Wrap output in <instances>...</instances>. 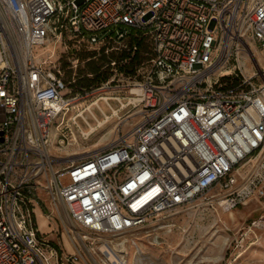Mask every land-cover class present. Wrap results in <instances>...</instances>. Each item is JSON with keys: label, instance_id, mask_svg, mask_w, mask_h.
<instances>
[{"label": "built area", "instance_id": "2783aa9c", "mask_svg": "<svg viewBox=\"0 0 264 264\" xmlns=\"http://www.w3.org/2000/svg\"><path fill=\"white\" fill-rule=\"evenodd\" d=\"M133 35L151 41L145 69L126 76L127 58L113 59L114 73L90 92L128 89L140 114L132 136L79 159L51 155V127L75 77L52 60L54 48H33L119 56ZM257 53L264 56V0H0V264H77L84 241L69 224L105 245L104 262L117 244L108 237L168 220L196 200L229 211L264 198ZM36 207L65 227L71 253L38 229Z\"/></svg>", "mask_w": 264, "mask_h": 264}, {"label": "rangeland", "instance_id": "374dc122", "mask_svg": "<svg viewBox=\"0 0 264 264\" xmlns=\"http://www.w3.org/2000/svg\"><path fill=\"white\" fill-rule=\"evenodd\" d=\"M51 48L55 49L52 60L65 70L66 75L75 77L77 88L84 89L83 86L90 85L92 89L83 92L77 88L72 90L68 98L70 103L51 127L49 153L61 156L65 161L79 159L120 138H130L140 114L139 106L128 104V89L122 86L118 89H100L90 93L100 87L95 86L99 82H93L97 76L106 75L108 79L114 73V66L110 65V61L116 59L115 53L103 54L83 47L79 50L71 48L67 52L63 46H54L51 43L45 53ZM33 51L39 52L40 47H34ZM63 51L67 54H63ZM257 58L260 65L264 66L263 54L257 53ZM72 63L76 66L70 69ZM244 63L246 72L252 74L255 68L251 61L246 58ZM145 67L146 63L139 64L136 69L142 71ZM117 71L119 72L118 69ZM121 73L124 74L123 71ZM118 79L124 86L128 81L122 76ZM101 97H119L125 107L121 108L117 100H108L113 112L115 111L113 113ZM95 101L106 116L99 107L91 105ZM88 106H91L93 114L84 111L85 118L75 117ZM99 121L102 125H99ZM90 126L95 128L91 131ZM60 137H63L64 141L59 145ZM60 146H63V150ZM72 153L76 155H68ZM62 181L67 182V177H63ZM40 214L37 210L35 219L38 229L47 233L46 239L61 248L63 254L67 250L72 252L65 227L60 223L46 224L49 220L41 214L44 217L42 218ZM252 221H259V225L252 226ZM66 228H71L73 233L84 241L81 243L83 257L78 259L77 264L104 263L98 250L101 242L95 240L88 231L72 227L70 224ZM155 236L158 243L153 242ZM108 238L113 243L124 242V264H193L199 261H213L215 264H264V202L248 200L243 205L224 211L217 202L199 199L192 202L185 211L173 215L168 220L150 221L140 228ZM89 242L93 244L89 245ZM42 250L47 255L48 248L44 247ZM48 264H55L54 258H50Z\"/></svg>", "mask_w": 264, "mask_h": 264}, {"label": "trees", "instance_id": "16d2710c", "mask_svg": "<svg viewBox=\"0 0 264 264\" xmlns=\"http://www.w3.org/2000/svg\"><path fill=\"white\" fill-rule=\"evenodd\" d=\"M126 49H123V51L120 53L119 56H116V58H127V60L122 63L121 68L122 71L124 72V75L126 76H133L136 72L137 65H143L145 64L151 57V41L147 37H138V36H129L126 40ZM93 72H95L94 69H92ZM94 80V79H92ZM107 80V76H97L95 78V81L93 82H99L98 85L95 84V86H101L103 82ZM73 88L76 89L77 86L75 85V82L73 84ZM85 87L84 89H81L78 87L77 89L81 90L82 92L85 90H91L92 87L90 85L88 87ZM51 245L56 247L58 249V246L53 243L52 241L50 242Z\"/></svg>", "mask_w": 264, "mask_h": 264}, {"label": "bare ground", "instance_id": "6f19581e", "mask_svg": "<svg viewBox=\"0 0 264 264\" xmlns=\"http://www.w3.org/2000/svg\"><path fill=\"white\" fill-rule=\"evenodd\" d=\"M48 48V45L46 46V47H44V48H41L40 49V51H45L46 49ZM50 51H53V48H51V50ZM100 99H103V100H109V99H119V98H113V97H101ZM97 104L98 105V103L95 101V102H93V104ZM98 107H99V105H98ZM100 108V107H99ZM100 110H101V112L105 115V112L100 108ZM84 111H88L90 114H93L92 113V110H91V106H88L87 108H85V110H83V111H80L75 117H79V116H81V117H83V118H85L84 117ZM115 112V111H114ZM113 112V113H114ZM117 112V111H116ZM106 116V115H105ZM95 117V116H94ZM85 120V119H84ZM105 120V119H104ZM96 121V120H95ZM103 121V120H102ZM108 121V120H107ZM102 122H100L99 121V125H102L101 124ZM98 124V123H97ZM104 124V123H103ZM90 128H91V131L95 128H93V127H91L90 126ZM98 129V128H97ZM90 131V130H89ZM94 132V131H93ZM86 133V132H85ZM90 134V133H89ZM60 148L63 150V146L61 147L60 146ZM68 155H76L75 153H72V154H68ZM37 210L39 211V209L36 207L35 208V211H36V213H37ZM40 212V211H39ZM41 215V214H40ZM41 217L42 218H44L42 215H41ZM47 223H49V222H47L46 221V224ZM41 225H43V223H41ZM105 245H102L101 246V250L102 251H105L104 250V247ZM107 248V247H106ZM114 250L112 251V250H110L109 248H108V250L111 252L110 254V256H109V258L108 259H106V261H104V263L103 264H106L105 262H108V263H110V264H124V259H123V253H124V250H125V245H124V242H120V243H117L116 245H114Z\"/></svg>", "mask_w": 264, "mask_h": 264}, {"label": "crops", "instance_id": "0c3cea01", "mask_svg": "<svg viewBox=\"0 0 264 264\" xmlns=\"http://www.w3.org/2000/svg\"><path fill=\"white\" fill-rule=\"evenodd\" d=\"M250 200H256L258 202H260V201H263L264 202V198H256V197H254V198H252ZM66 253H71V252L69 250H67Z\"/></svg>", "mask_w": 264, "mask_h": 264}]
</instances>
